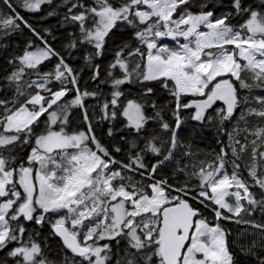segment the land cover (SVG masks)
Here are the masks:
<instances>
[{
    "label": "snow or ice",
    "instance_id": "snow-or-ice-1",
    "mask_svg": "<svg viewBox=\"0 0 264 264\" xmlns=\"http://www.w3.org/2000/svg\"><path fill=\"white\" fill-rule=\"evenodd\" d=\"M0 264H264V0H0Z\"/></svg>",
    "mask_w": 264,
    "mask_h": 264
},
{
    "label": "trees",
    "instance_id": "trees-1",
    "mask_svg": "<svg viewBox=\"0 0 264 264\" xmlns=\"http://www.w3.org/2000/svg\"><path fill=\"white\" fill-rule=\"evenodd\" d=\"M32 23L34 24V26H36L38 28L47 26V22L46 21H39V20L33 19ZM53 23H55L54 20H53ZM52 43L58 50L61 49V45L59 44L58 41H52ZM77 58L80 59L78 56H77ZM72 63H73L74 66H79V65L83 64V61L81 59H80L79 62H75L74 60H72Z\"/></svg>",
    "mask_w": 264,
    "mask_h": 264
},
{
    "label": "rangeland",
    "instance_id": "rangeland-1",
    "mask_svg": "<svg viewBox=\"0 0 264 264\" xmlns=\"http://www.w3.org/2000/svg\"><path fill=\"white\" fill-rule=\"evenodd\" d=\"M73 60H74L75 62H79V61H80V59H78L77 57H75Z\"/></svg>",
    "mask_w": 264,
    "mask_h": 264
}]
</instances>
